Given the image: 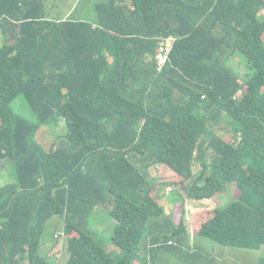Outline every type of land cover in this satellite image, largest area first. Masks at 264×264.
Returning a JSON list of instances; mask_svg holds the SVG:
<instances>
[{
  "label": "trees",
  "instance_id": "obj_1",
  "mask_svg": "<svg viewBox=\"0 0 264 264\" xmlns=\"http://www.w3.org/2000/svg\"><path fill=\"white\" fill-rule=\"evenodd\" d=\"M45 7L0 0V264H179L207 241L260 250L264 0H106L92 22L51 19ZM237 56L246 71L230 63ZM20 96L35 120L16 111ZM61 119L66 132L46 148L39 136ZM157 165L182 179L187 199L240 194L190 229L183 208L171 220L153 195ZM102 207L116 220L107 244L91 225ZM55 216L64 262L42 252Z\"/></svg>",
  "mask_w": 264,
  "mask_h": 264
},
{
  "label": "rangeland",
  "instance_id": "obj_2",
  "mask_svg": "<svg viewBox=\"0 0 264 264\" xmlns=\"http://www.w3.org/2000/svg\"><path fill=\"white\" fill-rule=\"evenodd\" d=\"M106 0H45L46 3V16L49 18H65L69 20H84L94 21L95 19V4L96 2ZM74 5V6H73ZM5 44V38L0 33V48ZM236 70L240 72L246 71L244 60L241 57H234L230 61ZM16 111L27 117L35 120L34 112L29 108L23 96L18 97L14 102ZM61 124L57 127H48L44 134L39 136L40 142L49 148L54 139L60 134L66 132L64 119H61ZM47 127V126H45ZM43 127V128H45ZM224 138L228 140L230 137L224 132L221 133ZM199 166L194 164V171L197 172ZM151 177L154 180L153 195L158 199L159 195H163L162 205L165 207L166 212L172 219L179 220L181 216V208H183V215L191 229L192 223H202L212 216V210L219 206L226 205L229 201L237 198L240 191L237 187H233L228 196H215L211 200L193 201L186 198V193L180 190L179 186L182 181L169 167L166 165H157L152 167ZM177 186V187H175ZM179 191L185 199V204L173 203L170 201L172 191ZM92 229L95 232L94 238L97 241H103L105 244L110 242L112 231L116 225V220L110 216V209L106 207L97 208L91 218ZM65 220L60 216L51 218L46 226L43 236V254L48 253L51 257L55 258L57 262H64L67 259V238L64 233ZM108 248H110L108 246ZM45 250V251H44ZM119 253V252H118ZM264 254V246L260 250H247L221 246L211 241L206 242L194 257L195 259L184 260L181 258L179 264H254ZM167 258V257H166ZM206 258H212L213 261L208 262ZM165 259L163 264H168ZM161 264V263H160Z\"/></svg>",
  "mask_w": 264,
  "mask_h": 264
},
{
  "label": "built area",
  "instance_id": "obj_3",
  "mask_svg": "<svg viewBox=\"0 0 264 264\" xmlns=\"http://www.w3.org/2000/svg\"><path fill=\"white\" fill-rule=\"evenodd\" d=\"M175 38L172 36L162 38L159 49L155 56L157 69L162 71L163 68L170 62V55Z\"/></svg>",
  "mask_w": 264,
  "mask_h": 264
},
{
  "label": "crops",
  "instance_id": "obj_4",
  "mask_svg": "<svg viewBox=\"0 0 264 264\" xmlns=\"http://www.w3.org/2000/svg\"><path fill=\"white\" fill-rule=\"evenodd\" d=\"M74 6V5H73ZM65 19V18H64Z\"/></svg>",
  "mask_w": 264,
  "mask_h": 264
}]
</instances>
